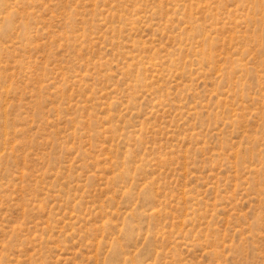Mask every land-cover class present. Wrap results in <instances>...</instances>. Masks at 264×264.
Masks as SVG:
<instances>
[{
    "label": "rangeland",
    "instance_id": "rangeland-1",
    "mask_svg": "<svg viewBox=\"0 0 264 264\" xmlns=\"http://www.w3.org/2000/svg\"><path fill=\"white\" fill-rule=\"evenodd\" d=\"M0 264H264V0H0Z\"/></svg>",
    "mask_w": 264,
    "mask_h": 264
}]
</instances>
